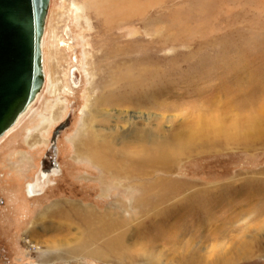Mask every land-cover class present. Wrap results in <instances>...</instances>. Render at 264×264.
Here are the masks:
<instances>
[{
    "label": "rangeland",
    "instance_id": "1",
    "mask_svg": "<svg viewBox=\"0 0 264 264\" xmlns=\"http://www.w3.org/2000/svg\"><path fill=\"white\" fill-rule=\"evenodd\" d=\"M80 1L50 0L46 22L54 33L49 38L46 26L43 38L55 44L53 36H64L69 44L54 69L58 77L68 73L69 90L50 91L49 70L59 61L47 44L45 85L31 110L0 139V264H145L65 257L78 230L51 212L56 202L68 201L101 212L120 200L134 206L144 184L149 194L164 187L149 221L160 230L159 243L168 242L167 251L159 249L158 264H176L177 258L181 264H264V0H144L139 13L112 27L93 12L88 20L78 18ZM141 65L147 70L139 77ZM74 67L81 76L77 87L69 76ZM108 71L130 73L135 83L118 79L112 86L109 80L101 87ZM59 98L61 118L48 125L50 105ZM72 102L73 122L59 141L61 174L43 194L29 197L54 127ZM134 128L162 140L169 155L163 165L146 166L148 175L134 171L127 157L144 144ZM99 130L116 133V149L124 150L116 171L92 163L81 154L84 147L75 146ZM176 230L184 241L194 235L192 246L181 240L174 250ZM65 239L67 245L48 247ZM237 252L247 256L231 261ZM47 254L52 259L45 260Z\"/></svg>",
    "mask_w": 264,
    "mask_h": 264
},
{
    "label": "bare ground",
    "instance_id": "2",
    "mask_svg": "<svg viewBox=\"0 0 264 264\" xmlns=\"http://www.w3.org/2000/svg\"><path fill=\"white\" fill-rule=\"evenodd\" d=\"M80 2L82 3L80 7L79 5L75 6V8L77 9L78 18L88 20L89 19L88 14L93 12L94 15H98V17L101 16L103 20H105L107 27H112V24L115 23V21L119 22V21L129 18L132 15H136L137 13H139V11H141L143 7H146L144 0L143 1L142 0H81ZM46 24H47L46 25L47 28L49 29L48 37L50 38L51 34L53 35L54 31L52 27H49L47 22ZM89 27H86L87 31L90 29ZM59 37L60 38L58 39L56 35L55 37L53 36L55 44L54 43L48 44V42L46 43V39L43 40V50H45V47L48 44V49L50 50L49 51L50 57H53L54 59L59 61V64L56 65V68L52 67V69L49 70L51 73V76L49 79L50 85H51L50 91L52 93L54 92L62 93V91L67 92L70 86V85L68 86V82H69L68 79L66 80L65 78L66 74L68 73L63 74V77H58L56 76L57 75L56 72L54 73V69L56 70L57 68L59 69V67L61 66V63H60L62 61L61 59L62 58L64 59L65 57V56L64 57L62 56L64 53L62 48L64 46L68 47L69 45L66 39L65 40L62 39V37L64 36H59ZM50 57L48 56V58ZM86 66H87L86 71L88 75L92 77V79H94L95 74L93 73V66H91L89 62H86ZM146 70H147V67L145 65H141V67H139V70H138L140 74L139 77H141L142 75L141 73L146 72ZM108 75H109L108 79L105 78V79L100 80L101 87H104V85L109 80H110V83L113 84L112 86L118 83V79H123L125 81H131L132 84L135 83V79L133 78L134 76H131L130 73H128L126 76L121 72L116 73V72L108 71ZM69 76H70V81L73 84L72 68L71 70H69ZM145 79L146 78H144V80ZM93 89H95L94 86H93ZM103 100H104L103 98L97 99L96 102L103 103ZM60 102L61 101L59 98V100L52 102L53 104L50 105L51 107L49 109H51V111H50V119L47 120L48 125H50V123L52 122L57 121L58 119L60 120L61 118L60 112L63 110L62 107L58 106V103ZM32 107L33 105L29 108V110H31ZM93 107H94L93 104H91V110L94 112ZM29 110H27L26 113H28ZM25 114L19 120H21L25 116ZM45 128H47V126ZM45 128L43 129L45 130ZM133 132H136L137 135L140 133L138 140L144 142V144H142L141 146V149H142V151L140 152L141 154L139 153L135 155L134 157H133L134 155L133 154L127 157L130 159L133 165L132 169L134 171L139 169V174L148 175V172L146 171L147 170L146 166H153L154 164L156 165V163L157 165L159 163L163 165L164 160L166 158L169 159V155L168 153L166 154V150L164 151L163 149L164 143L162 142V140L155 138L152 134H150L148 130L147 131L143 130L139 132L138 128H134ZM114 134L116 133H113V131H110L109 133H104L103 131L99 130L97 132V135L96 134H94L93 136L91 135V138H89L88 136H86V138L81 136L79 139L75 141V146L84 147L83 152H81V154H83L92 163L100 166L101 168H104L107 171H111V170L116 171L119 165L121 164V158L124 156L123 154L124 150L122 148L121 150L117 151V149H120V148L116 149V146L118 144L114 141L115 138H117L116 135ZM95 137H98L99 140H97ZM163 153L166 155L164 156ZM160 186H161V191H158L154 194H149V186L146 187L144 184L142 188L139 189L140 190L139 196L136 199H134L135 201L134 206H130V207L126 206L124 205L123 201L120 200V202H118L115 207L108 208L105 212H101L92 207H86L78 202H71V201L70 202L69 201L68 202H56V204H54V206L52 207L53 209H51L52 215H55L56 217H58L59 221H63L64 223L66 222V224L69 227L75 226L79 234V236H77L74 239L73 243L71 245H68L69 247H67L66 250L64 249L65 251L63 255L65 257L73 258V259L88 257V258L99 259L103 261H107V260L117 261V263L118 262L126 263L123 261L130 260V261H138L139 263L142 262L145 264H158L161 259L160 255H158L159 249L161 251H167L166 249H169L168 247H166L168 242H166L164 245L159 243V240L162 238L160 235L161 234L160 230L156 231V228H154L155 225L149 224L150 217L151 216L154 217L156 215L154 214V212L157 213V209L154 204L157 199L155 196H159L162 193H164L163 185H160ZM178 188L181 190L182 186L178 185ZM185 188H186V193H188L187 190L189 191L190 188H187L186 186ZM166 190L167 188L165 189V191ZM196 192L197 191L195 190L194 191L191 190L189 194L191 196H194L193 198H195L197 196L195 195ZM172 193L174 194L173 190H172ZM167 194L169 193H166V195ZM183 206H185V204ZM194 206L197 208V205H194ZM187 207H190L192 212L197 211V210H194L191 205H188ZM125 212L128 214L130 212L132 213L136 212V215L130 218L129 215L128 217L125 215ZM44 213L48 216L51 215L47 211ZM133 228H135L136 231H133ZM181 233L182 232L180 230H176L175 236L178 242L175 240L171 241L172 243H178L177 245L176 244L174 245V250H176L175 248H177L178 245H180L181 240L184 243V247L186 245L192 246V243H194L195 241L194 235L192 237H189L188 240L184 241L182 239L183 235H181ZM25 241H26L25 244H27L28 246H30L33 242L31 238H28V236L25 239ZM54 241L53 242L51 241L48 247L55 246L56 244L57 246H59L63 241L66 242V239L62 241L60 240H54ZM66 245H67V242H66ZM34 247L37 249L40 248L37 245H35ZM34 247H31V248H34ZM243 256H247L245 255V252H241V253L237 252L234 254V256L232 257L233 260L231 261L235 262L241 259ZM45 257H46L45 260H49L51 258V255L47 254L45 255ZM173 261L176 262V264H181L182 263L181 261L183 260L182 258H177V259H174ZM229 262H226V263H229ZM186 263L194 264L193 262H186Z\"/></svg>",
    "mask_w": 264,
    "mask_h": 264
},
{
    "label": "water",
    "instance_id": "3",
    "mask_svg": "<svg viewBox=\"0 0 264 264\" xmlns=\"http://www.w3.org/2000/svg\"><path fill=\"white\" fill-rule=\"evenodd\" d=\"M50 0H0V139L35 103L45 85L43 38ZM75 87L81 81L72 68ZM76 102L52 132L47 150L34 181L26 191L29 197L41 195L51 178L61 174L59 141L71 127Z\"/></svg>",
    "mask_w": 264,
    "mask_h": 264
},
{
    "label": "flooded vegetation",
    "instance_id": "4",
    "mask_svg": "<svg viewBox=\"0 0 264 264\" xmlns=\"http://www.w3.org/2000/svg\"><path fill=\"white\" fill-rule=\"evenodd\" d=\"M51 180H52V178H51Z\"/></svg>",
    "mask_w": 264,
    "mask_h": 264
}]
</instances>
